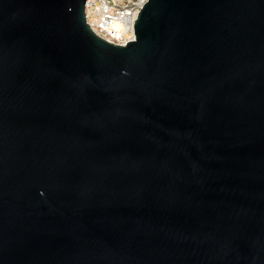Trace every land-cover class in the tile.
I'll return each mask as SVG.
<instances>
[{"label":"water","instance_id":"obj_1","mask_svg":"<svg viewBox=\"0 0 264 264\" xmlns=\"http://www.w3.org/2000/svg\"><path fill=\"white\" fill-rule=\"evenodd\" d=\"M85 3L0 0V264H264V0Z\"/></svg>","mask_w":264,"mask_h":264},{"label":"built area","instance_id":"obj_2","mask_svg":"<svg viewBox=\"0 0 264 264\" xmlns=\"http://www.w3.org/2000/svg\"><path fill=\"white\" fill-rule=\"evenodd\" d=\"M148 0H86V20L100 37L119 45L135 39L134 24Z\"/></svg>","mask_w":264,"mask_h":264}]
</instances>
